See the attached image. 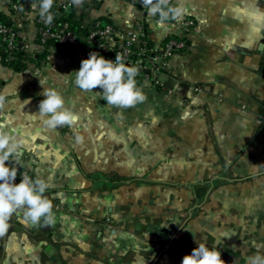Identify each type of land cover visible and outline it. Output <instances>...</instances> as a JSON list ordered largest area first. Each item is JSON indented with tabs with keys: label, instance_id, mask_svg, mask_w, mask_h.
<instances>
[{
	"label": "crops",
	"instance_id": "obj_1",
	"mask_svg": "<svg viewBox=\"0 0 264 264\" xmlns=\"http://www.w3.org/2000/svg\"><path fill=\"white\" fill-rule=\"evenodd\" d=\"M34 2L12 12L0 0L32 52L9 66L0 46V126L26 142L11 165L51 177L56 220L32 225L15 214L0 264H181L198 242L225 264L264 255V0H176L196 22L190 48L160 86L137 83L147 100L133 108L76 87V54L35 44ZM53 9L82 31L106 21L128 30L143 17L137 0H55ZM149 29L156 45L184 36L174 21ZM43 87L80 116L74 129L49 130L36 116Z\"/></svg>",
	"mask_w": 264,
	"mask_h": 264
},
{
	"label": "clouds",
	"instance_id": "obj_2",
	"mask_svg": "<svg viewBox=\"0 0 264 264\" xmlns=\"http://www.w3.org/2000/svg\"><path fill=\"white\" fill-rule=\"evenodd\" d=\"M55 0H40L39 16L47 24L54 19L52 8ZM75 6H82L84 0H71ZM144 8L150 17L158 15L157 23L164 27L168 21L182 19L185 8L172 0H142ZM74 84L83 91L102 89V98L107 104L118 108H133L147 100L146 94L137 86L138 66H127L123 57L116 53L115 60H110L97 52H91L89 57L81 61L78 71H75ZM41 82V81H40ZM43 85V83L41 82ZM39 112L36 116L49 130L67 126L75 128L80 122V116L66 105L65 97L54 88L43 87ZM5 106V94L0 93V109ZM152 115V113H149ZM157 118L153 117L155 122ZM82 142L81 136L76 137ZM26 142L17 134L16 129L0 126V237L6 235L10 221L15 214L23 213V222L38 225H54L56 214L53 201L45 195L52 187L51 177H36L27 174L16 183L18 169L10 161L18 162ZM255 167V166H253ZM249 264H264V255L257 253L248 257ZM181 264H225L221 252L216 246L209 247L198 242L190 254L183 257Z\"/></svg>",
	"mask_w": 264,
	"mask_h": 264
},
{
	"label": "built area",
	"instance_id": "obj_3",
	"mask_svg": "<svg viewBox=\"0 0 264 264\" xmlns=\"http://www.w3.org/2000/svg\"><path fill=\"white\" fill-rule=\"evenodd\" d=\"M5 1L12 12H20L21 5L13 0ZM173 4L176 0H172ZM137 5L143 17L133 22L128 30H121L113 23L96 22L84 34H78L71 29L66 22H58L53 19L51 24L38 15L36 16L35 44L38 47L56 45L58 48L71 47L76 50V57L81 61L89 57L91 52H97L105 58L115 60L119 53L127 66H138L139 74L137 83L152 82L161 85L159 75L171 71V60L179 53L190 48L187 36L193 31L196 22L193 18H182L177 22L183 31L181 38H169L164 44L156 45L152 42L149 25L151 21L159 19L158 15L150 17L144 8L142 0H137ZM64 10L68 4L60 5ZM39 10V7H38ZM0 46L5 48L8 58L13 60L16 54L24 53L31 55V47L20 40L18 29L14 24L0 23ZM96 90L102 91L99 87ZM31 174L27 170L18 172L16 183L21 177Z\"/></svg>",
	"mask_w": 264,
	"mask_h": 264
},
{
	"label": "trees",
	"instance_id": "obj_4",
	"mask_svg": "<svg viewBox=\"0 0 264 264\" xmlns=\"http://www.w3.org/2000/svg\"><path fill=\"white\" fill-rule=\"evenodd\" d=\"M13 1L16 2L17 4L23 6L26 0H13ZM52 13L54 15V9L53 8H52ZM67 16H68V13H67ZM54 19L57 20L58 22H66V23H68L70 25L71 29L74 30L78 34H84V33L87 32V30L82 31L81 29L75 27L74 23H72L70 21H64V20H61V19H56L55 16H54ZM106 22L109 23L110 21H106ZM0 23H4V24H7V25H12L11 20L8 17H6L5 15H3L2 13H0ZM63 49H65L70 54H76V50L71 48V47H63ZM25 56H26V54L19 53V54L15 55V58L13 60H10L8 58V53H7V51H5V48H4V53H3V56H2V60H3V63L6 64V65H9V66L17 65V67H19V64L21 63V61H23Z\"/></svg>",
	"mask_w": 264,
	"mask_h": 264
}]
</instances>
